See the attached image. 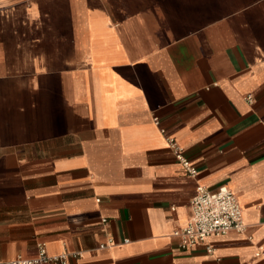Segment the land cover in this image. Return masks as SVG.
<instances>
[{
  "label": "crops",
  "instance_id": "obj_1",
  "mask_svg": "<svg viewBox=\"0 0 264 264\" xmlns=\"http://www.w3.org/2000/svg\"><path fill=\"white\" fill-rule=\"evenodd\" d=\"M197 185L245 224L211 254L173 236ZM39 242L68 264H264V0H0V263Z\"/></svg>",
  "mask_w": 264,
  "mask_h": 264
},
{
  "label": "built area",
  "instance_id": "obj_2",
  "mask_svg": "<svg viewBox=\"0 0 264 264\" xmlns=\"http://www.w3.org/2000/svg\"><path fill=\"white\" fill-rule=\"evenodd\" d=\"M158 125V120H154ZM164 134V130H160ZM167 144L172 150L175 160L184 173L195 178L198 174L196 167L183 155V149L179 147L172 137H166ZM106 223V220H102ZM245 224L243 222L241 207L234 193L226 186H219L216 190H208L202 185H197L195 194L190 202V217L185 226L176 229L173 236L178 239V247L182 251L195 248H204L207 254L213 252L208 239L212 236H224L229 232H243ZM128 241L125 240L124 243ZM112 240L101 246H114ZM254 256L264 263V248L258 247ZM68 255H49L46 245L43 242L36 244V254L34 257L15 259L0 264H68ZM217 264H222L216 260Z\"/></svg>",
  "mask_w": 264,
  "mask_h": 264
}]
</instances>
